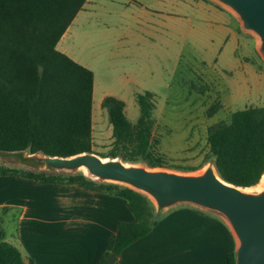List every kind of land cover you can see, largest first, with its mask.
Returning <instances> with one entry per match:
<instances>
[{
  "label": "trees",
  "instance_id": "1",
  "mask_svg": "<svg viewBox=\"0 0 264 264\" xmlns=\"http://www.w3.org/2000/svg\"><path fill=\"white\" fill-rule=\"evenodd\" d=\"M85 2L0 0V149L59 156L93 151L94 72L56 47ZM204 87L201 85L202 91ZM137 102L140 114L133 123L126 115L124 100L114 95L102 99L113 143L108 153L99 154L163 167L164 159L155 150L160 139L154 133V93H138ZM219 107L216 102L208 112ZM206 138L205 161L214 159L224 180L242 187L259 182L264 174V105L232 111L227 121L207 128ZM0 174L21 175L40 183H73L124 198L135 219L119 224L98 264H108L110 254L118 256L146 235L158 218L152 202L141 192L94 181L82 172L65 174L3 165ZM4 236L0 230V264H24L19 248ZM234 263L232 251L227 264Z\"/></svg>",
  "mask_w": 264,
  "mask_h": 264
},
{
  "label": "crops",
  "instance_id": "2",
  "mask_svg": "<svg viewBox=\"0 0 264 264\" xmlns=\"http://www.w3.org/2000/svg\"><path fill=\"white\" fill-rule=\"evenodd\" d=\"M113 1L115 8L106 12L119 16L113 24L121 32L111 31L118 43L139 44L147 36L166 40L160 35L167 32L181 42L194 36V42L206 45L204 50L215 63L223 62L234 71L233 83L236 75L246 80L245 52L238 54L246 42L240 37L238 20L223 7L207 0ZM104 6L103 0H86L60 40L69 35L76 20L83 26ZM121 56L122 70L131 72L124 58L128 52L122 50ZM249 77L256 78L257 72H249ZM158 216L152 229L125 247L112 264H227L235 238L219 215L179 204ZM134 219L127 201L109 192L0 174V225L11 226L9 232L2 229L4 240L19 248L24 264H98L119 224Z\"/></svg>",
  "mask_w": 264,
  "mask_h": 264
},
{
  "label": "rangeland",
  "instance_id": "3",
  "mask_svg": "<svg viewBox=\"0 0 264 264\" xmlns=\"http://www.w3.org/2000/svg\"><path fill=\"white\" fill-rule=\"evenodd\" d=\"M103 3L105 6L88 18L83 26H79L76 20L69 35L59 40L56 46L94 72L93 152L108 153L113 143L112 126L107 111L101 105L102 96H120L126 104L127 117L134 123L140 114L137 94L150 91L154 93L156 102L154 118L157 126L154 133L160 143L155 150L164 159L162 168L179 172L190 171L184 167L191 168V171L195 168L197 170L193 171L201 170L207 162V128L216 122L227 121L232 111L264 105V60L256 50L255 36L239 27L240 37L246 45L241 46L238 54L245 52L247 77L245 80L236 75L233 83L234 71H228L223 62L222 65L221 62L215 63L204 50L206 45L194 42V36L189 37L190 42H181L179 36L167 32L160 35L166 40L159 37L151 40L147 36L139 44L132 41L118 43L111 31L121 32L120 26L113 24L119 16L114 11L106 12L115 3L113 0H103ZM122 50L128 52L124 58L131 72L121 68ZM254 70L257 77L250 78L249 72ZM127 77L131 82L128 83ZM201 85H205V90H201ZM216 102L220 107L209 113L210 106ZM138 163L146 164L143 161ZM3 165L0 159V166ZM10 228L7 223L0 225V230L9 232Z\"/></svg>",
  "mask_w": 264,
  "mask_h": 264
},
{
  "label": "water",
  "instance_id": "4",
  "mask_svg": "<svg viewBox=\"0 0 264 264\" xmlns=\"http://www.w3.org/2000/svg\"><path fill=\"white\" fill-rule=\"evenodd\" d=\"M210 1L232 13L240 29L255 36L256 50L264 60V0ZM0 159L6 166L65 174L82 172L94 181L127 186L147 196L157 214L179 204L215 213L235 238L234 264H264V180L258 187L262 177L253 185L255 188L235 185L220 176L214 159H209L201 170L189 172L149 167L93 151L59 156L0 149ZM115 258L110 254L107 263L112 264Z\"/></svg>",
  "mask_w": 264,
  "mask_h": 264
},
{
  "label": "bare ground",
  "instance_id": "5",
  "mask_svg": "<svg viewBox=\"0 0 264 264\" xmlns=\"http://www.w3.org/2000/svg\"><path fill=\"white\" fill-rule=\"evenodd\" d=\"M263 180H264V175L262 176L260 182L258 183V187H259V188L262 187V185H263ZM247 189H249V188H247Z\"/></svg>",
  "mask_w": 264,
  "mask_h": 264
}]
</instances>
